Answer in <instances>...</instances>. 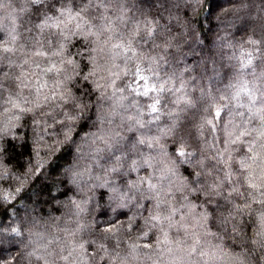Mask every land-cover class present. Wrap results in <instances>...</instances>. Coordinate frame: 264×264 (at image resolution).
Returning <instances> with one entry per match:
<instances>
[{
	"label": "trees",
	"instance_id": "16d2710c",
	"mask_svg": "<svg viewBox=\"0 0 264 264\" xmlns=\"http://www.w3.org/2000/svg\"><path fill=\"white\" fill-rule=\"evenodd\" d=\"M80 3L81 0H72L73 7ZM22 4L23 0H4V6L0 8V24L9 30L14 24L21 34L18 44L28 35L24 31V22L38 19L34 10L21 12ZM224 5L218 0H111L108 5V14L113 20L124 16L133 23L156 22L153 26L159 35L155 43L160 47H149L142 41L138 47L146 56L163 59L152 64L156 75L146 70L148 61H143L141 66L145 71L142 74L148 77L147 84L139 82L134 86L142 90L144 86L171 77L172 86L176 87L182 81L185 86L176 96L190 100L194 106L185 108L180 123L192 132L200 123L203 109L214 99L218 101L221 95H227L231 91L229 84L238 81L241 61L246 62L245 54L251 53L252 64L243 69L244 82L250 89L264 85V77L260 75L264 72V43H249L250 40L264 41V0H226ZM121 31L127 32L128 28L121 26ZM0 36L7 39L6 32H0ZM81 43L74 38L69 44L68 51L74 57L83 50ZM168 44L171 46L166 48ZM75 58L80 62L78 71H83L88 62L86 55ZM116 63L121 67L112 72L118 73L119 78L104 69L97 73L96 80L102 85L100 89L92 79L85 81L74 75L67 82L68 92L87 103L86 109H74L71 103L65 106L69 114L76 117L74 120L66 121L61 115L65 109L54 105L37 109L35 113H22L19 120L11 122L7 115L0 114V148L8 147V152L0 157V196L3 197L0 199V264H257V257L264 250L252 251L256 248L252 243L256 231L253 221L259 211L264 210V205L253 203L250 210L238 217L241 224L239 238L218 231L219 220L217 226L209 221L204 228H199L195 221L179 220L178 216L177 220L186 224L187 231L180 229L179 224L176 228L166 229L169 237L165 243L158 230L143 237L148 229L144 225V210L138 203L147 204L146 199L137 197L121 205L110 198L107 188L95 187L96 181L87 176L79 185L71 183L70 169L84 171L91 168L94 176H104L103 168L109 166L111 153L96 151L106 148L97 137L103 136L109 144L127 147L133 136H157L158 125L164 127L165 123H170L167 117H162L156 124L147 123L151 119L146 114L151 99L134 95L126 87L132 77L124 75L121 60ZM108 67L111 68L110 63ZM84 75H87L86 71ZM113 80L115 84L110 86ZM4 87L8 90L3 93L5 98L9 91H17L15 83L8 79L4 80ZM85 91L90 95L85 97ZM175 98L166 93L165 107H177ZM178 107L185 106L180 104ZM41 112H52V115L43 116ZM239 119L236 117L237 121ZM137 120L145 122V127L139 128ZM179 131L183 134L184 129ZM188 139L190 150L207 158L206 165L211 169L216 164L211 159V150L196 139ZM117 141L119 145H116ZM161 141L171 153L172 138L162 137ZM234 147L240 149L234 153V160H238L245 155L246 149L243 145ZM115 150L113 147L112 151ZM144 151L153 155L158 153L157 148H145ZM261 155L264 156V152ZM248 163L252 165L253 175H259L264 167L260 158ZM193 164H196L195 158L192 164L180 165L179 175L184 177L199 171ZM232 167L235 170L239 165L233 163ZM144 174L143 171L131 173L122 179L115 176V180L123 187V180ZM204 179L210 181L212 177L205 176ZM167 184L165 181V190ZM173 191L176 196L173 203L179 205L181 193L176 192V185ZM241 191L245 189L242 187ZM102 192H108L103 199ZM202 200L200 197L194 202L198 204ZM233 200L243 203L240 197ZM222 203L226 207L217 216L227 215L232 207L227 201ZM108 228L112 231H105ZM206 229L214 235L207 234ZM195 239L199 240V245L196 252H191ZM80 244H83L82 249ZM64 256L68 259L64 260ZM260 264H264V260Z\"/></svg>",
	"mask_w": 264,
	"mask_h": 264
},
{
	"label": "snow or ice",
	"instance_id": "6c2138e0",
	"mask_svg": "<svg viewBox=\"0 0 264 264\" xmlns=\"http://www.w3.org/2000/svg\"><path fill=\"white\" fill-rule=\"evenodd\" d=\"M110 3L111 0H81L79 5L73 7L72 0H23L20 11L29 13L34 10L33 14H38V19L35 22H24V31L28 35L19 44L21 34L17 32L15 25L9 30L0 24V32L7 33V39L0 36V114L7 115L11 122L19 120L22 113H35L37 109L54 105L55 108L65 109L61 115L66 121L74 120L76 117L69 114L65 106L71 103L74 109H86L87 103L68 92L67 82L73 79L74 75L82 77L85 81L92 79L97 89H100L102 85L96 80L97 73L104 69L109 75L119 78L118 73L112 72V69L120 68L121 65L116 61L121 60L124 75L132 77V82L126 87L134 95L149 97L152 101L146 109V114L151 117L147 123L156 124L162 117H167L170 123H165L164 127L158 125L157 136H133L127 147H118L109 144L103 136L97 137L105 143L106 148L96 151L107 150L111 153L108 157L109 166L103 168L104 176H94L91 168L84 171L70 169L71 183L79 185L87 176L96 181L95 187L107 188L111 193L110 198L121 205L137 197L146 199L147 204L138 203L144 210V225L148 229L143 233V237H147L152 230H158L166 243L169 237L166 229L176 228L179 224L180 229L187 231L186 224L177 220L179 216V220L188 218L195 221L199 228H204L209 221L213 226H217L219 220L218 231L231 233L239 238L241 224L238 217L250 210L253 203L264 205V167H261L259 175H253L252 165L248 163L255 162L258 158L264 161V156L261 155L264 152V85L250 89L243 80V69L252 64L251 53L245 54L246 62L241 61V75L236 83L229 84L231 91L218 98V101L223 103L219 104L214 99L212 104L204 108L200 123L196 131L192 132L187 125L180 123L183 119L181 113L185 108L194 106L190 100L176 96L185 86L182 81L176 87L172 86L171 77L151 86H144L142 90L134 86L139 82L147 84L148 77L142 74L145 71L141 66L143 61H148L146 70L153 72L152 64H158L159 60L163 59L146 56L138 47L141 41L149 47H160L155 43L159 35L157 28L153 26L156 22L145 20L133 23L125 20L124 16L113 20L108 14ZM3 6L4 0H0V8ZM29 23L31 27L28 26ZM129 24L131 27H128ZM121 26L128 28V31H121ZM74 38L82 42L83 49L78 51L75 57L86 55L88 61L84 64L83 71H78L80 62L68 51V46ZM249 43L255 45L264 41L250 40ZM170 46L168 44L166 48ZM109 63L111 68L108 67ZM85 71L87 75H84ZM260 75L264 77V72ZM5 79L13 81L17 89L16 92L9 91L7 98L3 95L8 91L4 87ZM114 84L113 80L110 86ZM85 87L88 85L85 84ZM151 93L156 95H150ZM166 93L176 97L174 105L177 107H165ZM88 95L90 93L85 91L84 96ZM5 104L8 105L7 108L4 107ZM180 104L185 107H178ZM40 115L51 116L52 112H41ZM236 117L240 118L239 121ZM136 123L139 128L145 127V122L141 120ZM181 128L184 129L183 134L179 131ZM162 137L172 138L173 151L169 153L166 148L158 152L157 155L165 157L158 162L157 155L146 153L144 149H155ZM189 137L211 150V159L216 161L211 169L206 165L207 158L190 150ZM250 137L252 139H249ZM6 143L12 146L10 142ZM119 143L117 141L116 145ZM237 145H243L246 153L234 160V153L240 151L238 147H234ZM113 147H116L115 151H112ZM7 152L8 147L0 148V157ZM193 158L196 159V164L192 166L200 170L181 177L180 165L192 164ZM96 163L98 165V160ZM233 163L239 165L238 169H233ZM141 171L145 174L137 175L135 179L123 180V187L116 183L115 176L122 179ZM205 176L212 179L205 180ZM165 181L168 182L167 190ZM174 185L176 192L181 193L179 205L173 203L176 198ZM242 187L245 191H241ZM108 192H102L101 198L108 195ZM200 197H203V200L195 203ZM234 197L242 198L243 203H236ZM0 199L3 197L0 196ZM222 201H227L232 207L227 215L217 216V213H221L226 207ZM253 222L256 231L252 243L256 248L252 251L264 250V210L259 211ZM105 231L110 232L112 229ZM206 232L214 235L207 229ZM193 235L195 236V233ZM198 245L199 240L195 239L191 252H196ZM79 247L82 249L83 244ZM201 255L204 253L201 252ZM63 259L67 260L68 256ZM261 260H264V251L257 257V264H260Z\"/></svg>",
	"mask_w": 264,
	"mask_h": 264
},
{
	"label": "clouds",
	"instance_id": "9594fccd",
	"mask_svg": "<svg viewBox=\"0 0 264 264\" xmlns=\"http://www.w3.org/2000/svg\"><path fill=\"white\" fill-rule=\"evenodd\" d=\"M156 148L158 149V152H162L164 149L167 148V145H166L164 142L160 141V143H159L158 145H156ZM161 157H162L163 159H165V157H163L162 155H159V156L157 157V161H158V162H159L160 160H162ZM17 232L19 233V228H17Z\"/></svg>",
	"mask_w": 264,
	"mask_h": 264
},
{
	"label": "rangeland",
	"instance_id": "374dc122",
	"mask_svg": "<svg viewBox=\"0 0 264 264\" xmlns=\"http://www.w3.org/2000/svg\"><path fill=\"white\" fill-rule=\"evenodd\" d=\"M219 3L223 6H225L224 4L226 3V0H218ZM238 2V1H237ZM238 5V4H237ZM229 7H232L231 5ZM76 169V168H75Z\"/></svg>",
	"mask_w": 264,
	"mask_h": 264
}]
</instances>
